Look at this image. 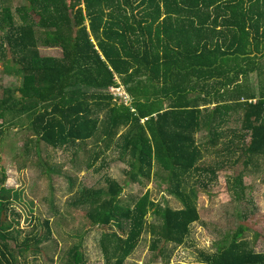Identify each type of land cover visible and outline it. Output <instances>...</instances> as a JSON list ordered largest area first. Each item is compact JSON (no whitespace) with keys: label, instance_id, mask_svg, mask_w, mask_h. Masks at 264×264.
Returning <instances> with one entry per match:
<instances>
[{"label":"trees","instance_id":"obj_1","mask_svg":"<svg viewBox=\"0 0 264 264\" xmlns=\"http://www.w3.org/2000/svg\"><path fill=\"white\" fill-rule=\"evenodd\" d=\"M13 8L0 0V64L22 83L2 91L0 134L21 124L73 156L93 140L87 168L118 152L128 181L140 185L156 164L166 173L182 208H161L148 194L122 201L123 186L109 177L106 188L75 192L71 204L82 206L85 232L102 231L105 264L126 263L148 229L153 250L160 242L184 246L200 220L191 179L201 171L215 176L199 164L233 114H241L239 136L249 140L230 139L223 150L241 151L235 163L245 158L246 166L264 157V0H21ZM40 47L58 48L61 57H43ZM115 87L125 90L127 105L111 95ZM201 130L206 141L197 137ZM2 153L0 137V163ZM0 174V264H20L19 257L39 253L52 229L46 221L34 249L29 239L19 245L1 165ZM233 184L244 190L243 172ZM151 211L160 224L148 222ZM245 230L239 226L227 246L198 262L264 264ZM80 239L63 264H84Z\"/></svg>","mask_w":264,"mask_h":264},{"label":"rangeland","instance_id":"obj_2","mask_svg":"<svg viewBox=\"0 0 264 264\" xmlns=\"http://www.w3.org/2000/svg\"><path fill=\"white\" fill-rule=\"evenodd\" d=\"M10 1L14 10L21 4V0ZM2 36L0 32V39ZM41 54L43 57L60 58L61 50L41 48ZM3 70L4 66L0 64V97L4 89L16 90L22 83V79L9 76ZM252 83L257 85L255 78ZM241 125V114H233L223 126L225 135L216 146L210 147L199 164L202 168L216 169L215 176L201 171L191 179V182L196 181L191 186L196 187L200 220L192 225L186 244L175 247L160 242L158 249L153 250V237L148 229L136 251L124 264H166V261L169 264H200L201 253H216L227 246L239 226L246 228L243 239L249 241L250 249L264 254V157L253 159V164L246 166L244 157L235 163L241 151L223 150L230 139L239 143L249 140V136H239L244 132ZM231 130L238 132L233 134ZM32 133L27 126L20 124L19 127L6 126L5 132L0 134L3 151L0 165L6 176L3 186L10 190L12 203L8 222L12 223L19 245L29 239L34 249L35 238L47 230L46 221L52 229L51 238L38 246L39 253L30 251L25 258L19 257L20 264H63L65 253L81 237L80 251L84 255V264H105L99 246L101 229L85 232L84 210L82 206H73L71 200L75 192L84 187L106 188L108 177L123 186L122 201L148 194L150 200L161 208H182L181 202L170 192L166 173L157 164L151 180L143 178L140 185L128 181V166L119 160L118 152L102 156L95 165L87 168L93 140L88 141L85 150L73 156L71 148H54L36 136L31 137ZM205 135L203 131L197 137L206 141L209 135ZM241 172L244 190L233 184ZM2 177L0 174V183ZM147 220L151 224H160L161 221L152 211ZM11 245L14 247L13 241Z\"/></svg>","mask_w":264,"mask_h":264},{"label":"built area","instance_id":"obj_3","mask_svg":"<svg viewBox=\"0 0 264 264\" xmlns=\"http://www.w3.org/2000/svg\"><path fill=\"white\" fill-rule=\"evenodd\" d=\"M110 93L116 100H120L125 105L129 103V99L126 96L125 90L122 87L111 88Z\"/></svg>","mask_w":264,"mask_h":264},{"label":"crops","instance_id":"obj_4","mask_svg":"<svg viewBox=\"0 0 264 264\" xmlns=\"http://www.w3.org/2000/svg\"><path fill=\"white\" fill-rule=\"evenodd\" d=\"M41 48H44V47H40V51H41ZM47 49H57V48H47ZM55 58V57H54ZM7 75H9V74H7ZM9 76H12V75H9ZM16 77V76H15ZM253 77V76H252ZM16 78H18V77H16ZM253 78H255V76L253 77ZM256 79V78H255ZM119 82V81H118ZM142 122H145V121H142ZM204 131V134H206L207 135V131L206 130H201L200 132L202 133ZM200 132H198V135H199V133ZM197 135V136H198ZM205 135V136H206ZM201 140H205L204 138H201Z\"/></svg>","mask_w":264,"mask_h":264}]
</instances>
